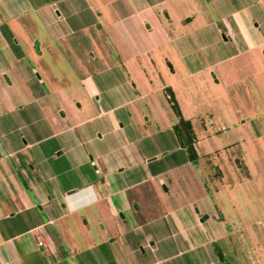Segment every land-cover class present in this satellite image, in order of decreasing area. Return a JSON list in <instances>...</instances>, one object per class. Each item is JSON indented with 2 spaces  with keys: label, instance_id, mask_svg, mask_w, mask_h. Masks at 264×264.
I'll return each mask as SVG.
<instances>
[{
  "label": "crops",
  "instance_id": "obj_1",
  "mask_svg": "<svg viewBox=\"0 0 264 264\" xmlns=\"http://www.w3.org/2000/svg\"><path fill=\"white\" fill-rule=\"evenodd\" d=\"M256 180L264 0H0V264H250Z\"/></svg>",
  "mask_w": 264,
  "mask_h": 264
},
{
  "label": "rangeland",
  "instance_id": "obj_2",
  "mask_svg": "<svg viewBox=\"0 0 264 264\" xmlns=\"http://www.w3.org/2000/svg\"><path fill=\"white\" fill-rule=\"evenodd\" d=\"M249 189L253 201L250 204L251 212L252 214L263 216L264 221V183H261L260 180L253 181ZM241 204L242 202L238 201V207H240L235 208L236 213L243 211ZM258 218L256 217V219ZM256 219H252V227L250 226L241 234L243 245L238 244L237 246L236 244V253L239 258L244 254L245 260L250 264H264V224L255 225ZM236 243H239V241H236Z\"/></svg>",
  "mask_w": 264,
  "mask_h": 264
},
{
  "label": "trees",
  "instance_id": "obj_3",
  "mask_svg": "<svg viewBox=\"0 0 264 264\" xmlns=\"http://www.w3.org/2000/svg\"><path fill=\"white\" fill-rule=\"evenodd\" d=\"M169 99L172 109L177 116V121L173 124L175 134L180 145L185 148L189 160L195 163L198 160V154L194 146L195 135L191 123L182 116L171 90L169 91Z\"/></svg>",
  "mask_w": 264,
  "mask_h": 264
}]
</instances>
